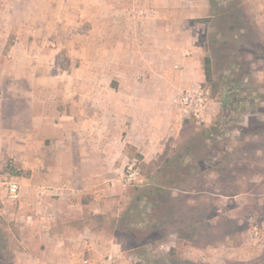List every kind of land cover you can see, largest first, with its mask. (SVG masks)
Returning a JSON list of instances; mask_svg holds the SVG:
<instances>
[{
    "label": "crops",
    "instance_id": "obj_1",
    "mask_svg": "<svg viewBox=\"0 0 264 264\" xmlns=\"http://www.w3.org/2000/svg\"><path fill=\"white\" fill-rule=\"evenodd\" d=\"M125 1L136 3L130 11L146 19L121 24ZM66 2L68 15L80 9L99 18L82 43L78 90L60 87L53 42L36 37L41 18L53 17V0H0V170L8 176L9 165L26 171L9 178L20 185L16 201L6 200L0 188V213L11 223L14 264H135L134 248L117 232L130 201L119 176L134 154L153 160L172 129L169 112L155 115L159 104H168L187 79L202 80L200 63L168 51L194 49L196 39L186 42L185 13L164 8L169 0ZM247 3L264 35V0ZM138 66L150 82L163 66L168 93L156 97L153 90L131 88L127 77ZM168 66L182 68L173 72L183 85L167 75ZM107 74L117 85H101Z\"/></svg>",
    "mask_w": 264,
    "mask_h": 264
},
{
    "label": "rangeland",
    "instance_id": "obj_2",
    "mask_svg": "<svg viewBox=\"0 0 264 264\" xmlns=\"http://www.w3.org/2000/svg\"><path fill=\"white\" fill-rule=\"evenodd\" d=\"M212 1L169 0L164 7L183 11L180 26L188 32L186 42L196 39L194 49L168 51L200 63L202 80L187 79L168 104H159L163 106L155 115L169 112L173 121L155 158L144 162L133 155L139 181L124 186L130 201L117 232L126 247L134 248L135 264H264V35L247 0ZM67 5L66 0H53V17L41 18L42 32L36 37L53 42V76L60 87L78 90L82 43L99 18L82 16L80 9L68 15ZM134 6L131 1L122 4L121 24L134 25L138 16L146 19L145 13L130 11ZM204 50L212 59V85L203 77ZM174 68L164 71L183 85V78L173 72L182 68ZM159 69L153 82L142 66L134 67L127 80L136 90L166 95V74L163 66ZM101 80L102 86L117 85L111 74ZM196 85L208 102L204 123L183 118L171 107L174 95ZM229 92L233 97H227ZM237 99L244 100L242 110ZM210 127L215 131L209 133ZM10 176L0 170V188L6 189ZM9 238L1 264L15 263L16 248Z\"/></svg>",
    "mask_w": 264,
    "mask_h": 264
},
{
    "label": "built area",
    "instance_id": "obj_3",
    "mask_svg": "<svg viewBox=\"0 0 264 264\" xmlns=\"http://www.w3.org/2000/svg\"><path fill=\"white\" fill-rule=\"evenodd\" d=\"M176 112L186 119H193L204 123L208 112V102L204 89L198 85L183 91L172 101ZM140 171L136 159L129 161L120 173L119 181L122 185L135 184L139 181ZM20 185L16 180H9L6 184L4 198L14 202L19 198Z\"/></svg>",
    "mask_w": 264,
    "mask_h": 264
},
{
    "label": "trees",
    "instance_id": "obj_4",
    "mask_svg": "<svg viewBox=\"0 0 264 264\" xmlns=\"http://www.w3.org/2000/svg\"><path fill=\"white\" fill-rule=\"evenodd\" d=\"M211 2H213L211 0ZM212 59L210 58V56H208L206 54V50H204V57L202 60V69H203V75H204V81L207 85H212L213 84V80H212ZM234 93L233 92H229L227 97H233ZM238 100V99H237ZM244 100H238L237 101V107L239 110H242L243 108V103ZM215 129L214 127H210L208 132H214ZM134 157L136 159H138L139 161L141 160V157L139 155H134ZM9 168V172L12 176H20V175H24L26 174V171H17L14 169V167L12 165L8 166ZM134 186V185H133ZM131 224H129V226H132V222H130ZM10 225H8L1 217H0V264L3 261V257L5 256V253L8 251V238H9V234H8V230H9Z\"/></svg>",
    "mask_w": 264,
    "mask_h": 264
}]
</instances>
